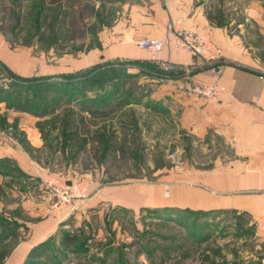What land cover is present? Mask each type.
I'll return each instance as SVG.
<instances>
[{
  "label": "rangeland",
  "instance_id": "1",
  "mask_svg": "<svg viewBox=\"0 0 264 264\" xmlns=\"http://www.w3.org/2000/svg\"><path fill=\"white\" fill-rule=\"evenodd\" d=\"M191 1L229 35L264 27V0ZM133 2L0 0V264H264V214L200 203L235 156L174 106L202 98L198 71L113 57Z\"/></svg>",
  "mask_w": 264,
  "mask_h": 264
},
{
  "label": "crops",
  "instance_id": "2",
  "mask_svg": "<svg viewBox=\"0 0 264 264\" xmlns=\"http://www.w3.org/2000/svg\"><path fill=\"white\" fill-rule=\"evenodd\" d=\"M115 21L110 31L113 57L132 58L137 57V53H147L138 49L137 41L165 40L173 36L175 28L206 35L222 49L220 59L210 63L199 57L185 58L181 54L185 52L173 47L165 48L160 60L173 65H192L198 71L195 74L198 81L225 86L218 102L208 103L201 98L195 103L174 105L186 111L183 122L195 134L219 135L231 144L235 156L217 160L211 170L205 171L212 176L200 174V203L246 206L249 203L253 213L263 215L264 27L254 36L229 35L203 14L200 6H193L191 0H134L123 8Z\"/></svg>",
  "mask_w": 264,
  "mask_h": 264
},
{
  "label": "built area",
  "instance_id": "3",
  "mask_svg": "<svg viewBox=\"0 0 264 264\" xmlns=\"http://www.w3.org/2000/svg\"><path fill=\"white\" fill-rule=\"evenodd\" d=\"M172 35L162 41L150 38L141 39L136 42V45L141 51H150L157 55H160L165 48L173 47L175 50L200 57L207 63L216 61L221 57V49L206 35L193 33L184 28H175ZM188 91L193 96L202 97L208 103H213L222 98L225 86L218 82L195 81L193 86L188 88ZM76 192L77 190H69L65 187L56 190V194L64 202L75 197Z\"/></svg>",
  "mask_w": 264,
  "mask_h": 264
},
{
  "label": "trees",
  "instance_id": "4",
  "mask_svg": "<svg viewBox=\"0 0 264 264\" xmlns=\"http://www.w3.org/2000/svg\"><path fill=\"white\" fill-rule=\"evenodd\" d=\"M68 241L73 242L72 239H68ZM36 250H37V249H36ZM36 250H33L31 254L34 255Z\"/></svg>",
  "mask_w": 264,
  "mask_h": 264
}]
</instances>
